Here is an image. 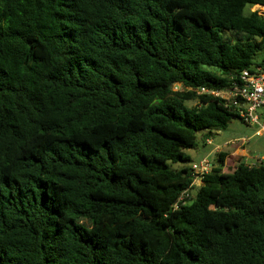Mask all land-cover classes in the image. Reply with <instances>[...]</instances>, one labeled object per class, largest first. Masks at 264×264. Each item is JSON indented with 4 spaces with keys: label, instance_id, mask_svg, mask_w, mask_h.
<instances>
[{
    "label": "trees",
    "instance_id": "16d2710c",
    "mask_svg": "<svg viewBox=\"0 0 264 264\" xmlns=\"http://www.w3.org/2000/svg\"><path fill=\"white\" fill-rule=\"evenodd\" d=\"M253 6L0 0V264H264V158L178 165L264 69Z\"/></svg>",
    "mask_w": 264,
    "mask_h": 264
},
{
    "label": "built area",
    "instance_id": "2783aa9c",
    "mask_svg": "<svg viewBox=\"0 0 264 264\" xmlns=\"http://www.w3.org/2000/svg\"><path fill=\"white\" fill-rule=\"evenodd\" d=\"M239 78L240 85L216 91L201 89L199 92L223 98L244 123H258L257 110L264 107V69L260 66L244 69ZM190 167L193 176L191 186H195L201 184L202 178L211 171L212 164L205 157L193 162ZM190 196L189 189L183 191L174 207L184 204Z\"/></svg>",
    "mask_w": 264,
    "mask_h": 264
},
{
    "label": "crops",
    "instance_id": "0c3cea01",
    "mask_svg": "<svg viewBox=\"0 0 264 264\" xmlns=\"http://www.w3.org/2000/svg\"><path fill=\"white\" fill-rule=\"evenodd\" d=\"M247 124V123H246ZM251 132L248 136L241 135L230 138L222 144H215L211 137L207 138L206 144L210 145L209 154L226 152L229 156L240 155L248 165L255 164L264 158V108L258 110V123L248 124ZM229 163L228 159L225 161Z\"/></svg>",
    "mask_w": 264,
    "mask_h": 264
},
{
    "label": "rangeland",
    "instance_id": "374dc122",
    "mask_svg": "<svg viewBox=\"0 0 264 264\" xmlns=\"http://www.w3.org/2000/svg\"><path fill=\"white\" fill-rule=\"evenodd\" d=\"M251 10L252 11L257 10L260 14L264 13V9L260 7L257 8L253 6ZM177 88H178V85L174 87V89H177ZM192 103L193 102H191L190 104ZM261 108H264V107H261ZM258 110H257V113H258ZM250 132H251L250 126L244 123L242 120L236 118L230 121L226 129L219 130V131H213L210 137L215 144H222L223 142L227 141L230 138H235L241 135L248 136ZM196 137H197V147L193 149L185 150V152L190 157V160L179 163L178 165L190 166L193 162H198L200 159L205 158V157L210 162L215 161V154H211V155L209 154V150L211 146L206 144V142L202 141L201 132L196 133Z\"/></svg>",
    "mask_w": 264,
    "mask_h": 264
}]
</instances>
